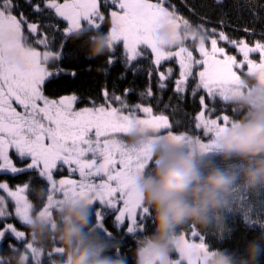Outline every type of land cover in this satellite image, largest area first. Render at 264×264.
<instances>
[{
  "label": "snow or ice",
  "instance_id": "1",
  "mask_svg": "<svg viewBox=\"0 0 264 264\" xmlns=\"http://www.w3.org/2000/svg\"><path fill=\"white\" fill-rule=\"evenodd\" d=\"M223 2L215 0L217 5ZM106 12L111 24L106 64L111 67L120 61L125 71L135 73L142 70L138 61L149 59L148 76L155 73L157 88L163 91L174 70H161L162 62L174 61L178 76L173 94L181 101L190 95L195 105L190 126L181 119L173 120L180 112L178 107L154 108L151 101L158 107L161 98L154 95L150 80L139 92V102L128 99L133 89L116 95L106 86L101 90L102 102L93 98L90 107L79 110L74 107L76 95L58 99L45 95L51 78L77 75L60 66L65 60L78 63L74 52L65 53L67 41L80 39L89 30L103 31ZM253 18L262 19L256 13ZM164 23L177 32L192 25L177 14L171 0H0V173L34 171L46 182L37 184L30 179L15 187L0 182V264H9L4 252L21 247L25 264H49L61 250L54 244L50 250L34 247L27 233L20 230L25 226L23 221L36 213L51 218L65 204L77 202L90 207L93 231L114 241V253L122 255L125 235L135 238L146 230V221L152 217L135 181L150 168L158 140L163 137L182 144L196 143L202 152L211 151L213 136L234 119L236 110L229 113L226 106L246 87L245 79L255 75L264 83V31L250 46L248 40L208 29L202 22L197 28L206 33V39L199 45L190 49L185 37L166 48L155 36ZM235 31L256 36L254 26ZM209 41L210 48L206 46ZM218 42L227 47L218 46ZM119 45L122 51L117 56ZM229 48L242 59L229 54ZM251 54H258L259 62L250 58ZM42 57L56 62L54 70L47 62L42 63ZM10 151L24 166L14 163ZM65 166L67 175L57 178L55 173ZM37 189L41 190L40 199L35 195ZM30 194L36 198L35 204ZM109 214L113 216L111 228L105 223ZM244 218L264 227L260 220ZM182 228L176 233L178 258L169 264H200L197 253L206 256L214 247L195 225Z\"/></svg>",
  "mask_w": 264,
  "mask_h": 264
},
{
  "label": "clouds",
  "instance_id": "2",
  "mask_svg": "<svg viewBox=\"0 0 264 264\" xmlns=\"http://www.w3.org/2000/svg\"><path fill=\"white\" fill-rule=\"evenodd\" d=\"M155 36L166 48L185 37L194 45L206 39L197 26L177 32L167 23ZM106 37L88 36V58L106 53ZM41 59L42 63L50 61ZM245 84L228 102L240 113L239 118L213 136L211 151L202 152L196 143L182 144L163 137L155 144L150 168L135 181L144 205L152 211L153 231L137 239L134 264H169L177 230L185 224L214 230L218 235L230 231L225 212L237 207L243 193L264 191V83L253 75ZM35 195L40 199L41 190ZM91 215L88 205L68 203L51 218L29 214L23 223L38 250H50L53 244L61 250L49 264H128L125 256L114 253V241L93 231ZM24 255V249L9 252V264H25ZM197 255L200 264H264V231L241 249L210 247L206 256Z\"/></svg>",
  "mask_w": 264,
  "mask_h": 264
},
{
  "label": "trees",
  "instance_id": "3",
  "mask_svg": "<svg viewBox=\"0 0 264 264\" xmlns=\"http://www.w3.org/2000/svg\"><path fill=\"white\" fill-rule=\"evenodd\" d=\"M175 5L178 15H182L187 18L193 26H197L200 23H205L208 29L217 28V30H224L226 34L233 38H243L250 42L259 38L261 31H264V0H224L222 5H217L215 0H171ZM239 10V11H238ZM102 11L104 9L102 8ZM253 13L259 14L261 20L255 21ZM106 19L103 23V31L89 30L82 38L77 39L73 37L67 41V47L65 53L74 52L78 58V63H70L65 60L61 63V68L65 72L75 71L77 75L71 76H59L50 79V82L45 85V95L52 99H58L60 96L76 95L78 100L74 107L81 109L84 107H90V101L95 98L97 103L102 102L101 90L106 86L110 93L115 92L116 95L124 93L125 89H133V94L129 95L130 102H139L138 94L144 90L149 80L151 82L154 95L161 98V103L156 106L155 101H151L154 108L159 111L164 108V105H170L171 107H178L180 112L173 117V120L181 119L188 126L191 124V118L194 111V103L192 97L189 95L183 101L179 100L173 94V85L176 76H178V65L174 61L162 62L161 70H165L168 67H172L174 70V76L167 82V89L160 91L157 88V76L155 73L149 78V59L141 58L138 61V67L142 70L133 72L131 70L125 71L124 66L120 61H117L113 66L109 67L106 64V57L108 50L104 55L97 56L95 58H88L86 55V42L89 35L107 34L111 27L110 20L105 13ZM47 22V21H46ZM244 26L255 27L256 36L249 37L248 34L243 31H235L237 28H243ZM82 45V47H81ZM210 48V41L206 44ZM218 46L227 47L224 42H218ZM188 47L194 48L195 45L188 41ZM43 50V49H41ZM229 54L237 55V53L230 48ZM122 51V45L117 47V56H120ZM194 55L198 57V53L194 52ZM238 60L242 59V56L237 55ZM250 58L256 59L259 62L258 54H251ZM54 61L47 62V67L50 70L53 69ZM121 75L124 76L121 79ZM219 106L225 107L222 104ZM233 106L228 104L226 110L232 113ZM19 110V109H18ZM167 114L172 116V112ZM233 118H239L240 113H232ZM182 130V129H181ZM10 155L13 157L14 163L17 166H24L19 161L14 151H10ZM57 178H63L67 175L66 166L64 169H60L55 173ZM73 178H78L73 177ZM30 179L34 180L37 184L46 183L43 182L34 171L12 175L10 173H0V182H7L10 186H17L24 182H28ZM36 203L34 195L29 196ZM91 211V223H94V212ZM225 219L227 231L223 235V239H219V235L214 230H205L203 228H197L203 234L206 235L208 242L214 248L222 249H241L248 240L256 235H259L264 231V227L256 223H248L245 220V215L250 219L264 221V191L258 194L243 193L237 207L229 212H225ZM113 216L109 214L106 217V225L111 228ZM15 222V221H13ZM17 226L20 227L18 222ZM147 228L142 233L135 234V238L125 235L124 242L121 244V253L128 260V264H134V250L137 246V239L144 235L151 234L153 231L152 217L149 221H146ZM191 225V224H189ZM20 230L27 232L25 226ZM179 230H184L180 228ZM123 231V230H122ZM99 235L104 237L102 232H98ZM106 238V237H104ZM119 238V237H118ZM20 249H23L22 247ZM8 258L9 252L3 253ZM173 257L175 253L171 254Z\"/></svg>",
  "mask_w": 264,
  "mask_h": 264
},
{
  "label": "rangeland",
  "instance_id": "4",
  "mask_svg": "<svg viewBox=\"0 0 264 264\" xmlns=\"http://www.w3.org/2000/svg\"><path fill=\"white\" fill-rule=\"evenodd\" d=\"M244 71L246 72V68H245ZM77 110H79V109H77ZM174 253H175V255H174V257L172 256V259H177L178 258V253L176 251H174Z\"/></svg>",
  "mask_w": 264,
  "mask_h": 264
}]
</instances>
